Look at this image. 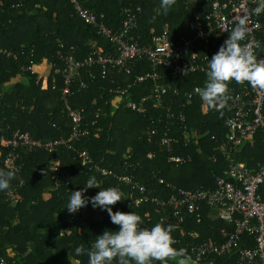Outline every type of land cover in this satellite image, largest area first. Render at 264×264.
Masks as SVG:
<instances>
[{"label":"trees","instance_id":"trees-1","mask_svg":"<svg viewBox=\"0 0 264 264\" xmlns=\"http://www.w3.org/2000/svg\"><path fill=\"white\" fill-rule=\"evenodd\" d=\"M81 1L114 31L123 28L126 8L137 13V34L142 42H147L166 26L174 32L187 33L190 22L210 9L216 0H176L167 13L160 6L161 0ZM259 43L264 50V32ZM98 47L113 49L97 28L75 14L70 0H0V171H3L0 178L6 179L8 173L7 147L2 136H12L17 131L43 140L70 135L73 122L63 98L66 86L63 56L73 54L83 59ZM44 64H52L47 88L43 87L44 77L39 71L33 73L29 69ZM98 70V66L93 70L97 74L95 79L91 77L93 71H83L81 79L89 87L78 91V79L68 99L72 108L85 109L90 134L74 145L75 150L60 148L54 154L39 149L21 152L22 171L15 172L10 188L0 192V257L14 264H64L70 257L71 264H87L86 255L74 254L75 247L83 245L90 249L105 230L119 229L106 211L94 209L91 204L75 214L64 209L71 192L82 191L90 177L97 179L101 189L119 188L124 199L112 206L113 211L140 215L143 227L150 229L157 223L170 226L172 236L181 240L188 239L182 238L183 232H197L199 241H220V229L230 227L218 220L208 206H203L202 221H198L197 214L192 215L176 228V219H163L167 215L159 211L157 203L137 205L130 186L114 176L103 177L93 164H85L79 154L87 151L94 164L131 175L152 192L151 196L164 200L173 192L170 185L190 190L216 188L218 176L228 167V161L218 154L216 147L229 136L225 120L230 112L206 110L199 95L189 98L185 94L193 92L197 85H204L206 74L181 77L161 69L164 78L160 82L171 84L165 107L155 108L150 100L145 104L146 112L140 113L124 108L115 90L133 84L138 74L150 72L149 62H140L132 73L115 69L103 77ZM16 78H26L28 83L18 80L6 90ZM153 85L152 79L136 83L131 96L141 102L152 93ZM176 89L181 93L176 94ZM181 104L189 132L203 134L188 143L180 120L170 123L166 120V107L172 105L179 111ZM168 127L170 135L176 138L174 154L184 157L180 164L169 161V152L160 145ZM153 130L156 134L151 133ZM215 155L216 162L212 159ZM53 158L61 161L56 172L51 170ZM234 158L254 169L264 165V136L256 135ZM99 190L88 189L86 195L94 196ZM58 231L64 234L58 235ZM174 246L182 249L184 244ZM214 264H237V257L231 254L217 258Z\"/></svg>","mask_w":264,"mask_h":264},{"label":"built area","instance_id":"built-area-1","mask_svg":"<svg viewBox=\"0 0 264 264\" xmlns=\"http://www.w3.org/2000/svg\"><path fill=\"white\" fill-rule=\"evenodd\" d=\"M70 2L75 14L86 24L97 28L98 33L110 41L113 49L106 51L103 47H98L91 55L83 59H77L73 54L63 56L66 64V69L63 71L66 80L63 98L73 122L72 132L68 137L63 136L53 140L36 139L19 131L12 136H2L7 147L5 158L7 172L22 171L21 152L39 149L54 154L60 148L75 150L74 145L90 134L89 123L85 120V109L72 108L68 101L74 93L73 86L78 79H80L78 91L89 87L88 82L81 79L82 72L85 70L93 71L98 66L100 75L106 77L111 70L115 69L132 73L134 66L148 61L152 69L150 72L138 74L133 84L115 90L124 108L143 113L146 112L145 104L150 100L155 108L165 107L171 84L163 85L160 82L164 78L160 72L161 69L181 77L206 74L208 59L218 52L231 30L241 19L246 20L249 28L248 37L242 43L251 47L258 60H264V50L259 43V36L264 32V14L257 16L254 11L258 0L213 1L210 9L204 10L190 22L187 33L182 30L174 32L166 26L163 32L153 36L147 42H142L137 34L138 15L132 10L128 8L124 10L123 28L114 31L100 21L97 13L85 6L81 0H70ZM29 69L37 73L34 67ZM91 77L92 79L97 77L96 71L91 73ZM147 79L154 81L152 93L143 97L141 102H137L131 96V89L136 83H142ZM206 81L204 85H197L193 92L186 91V96L194 98L198 95L196 89L204 87ZM44 88L47 87L44 86ZM229 89L233 97L229 101V106L217 109L230 112L225 120L229 136L216 147L218 154L228 161V167L218 176L217 186L214 189L190 190L170 185L173 192L169 198L165 200L156 198L151 196L152 192L135 181L131 175L118 174L111 169L94 164L92 155L87 151L79 153L83 162L93 164L96 171L103 177L114 176L120 182L130 186L134 191L132 200L137 205L144 202L157 203L160 206L159 211L167 215L163 219L166 221L176 219V228L192 215L197 214L198 221H202L200 211L203 206H208L218 220L230 226L220 229V241H199L200 235L192 231L183 232L182 238L188 239L174 238L176 243L184 244L182 249L191 255V264H214L217 258L231 254L236 255L237 264H264V165L261 164L254 169L246 163L237 162L234 158V155L256 135L264 136V90L254 89L246 82L237 84L235 81L230 82ZM175 92L181 93L179 89ZM204 108L208 110L205 104ZM166 109L168 123L177 119L182 123L187 143L192 138L203 135L198 131L192 134L191 131L189 132L182 104L179 111H175L172 105L167 106ZM170 131L171 128L168 127L163 133L160 145L169 152V161L180 164L184 161V157L174 154L176 138L170 135ZM151 133L156 134V131L153 130ZM212 159L214 162L218 161L216 155ZM60 164V160L53 158L51 170L58 171ZM0 173L3 174V171ZM21 182H23L22 179ZM12 193L13 191L10 192L11 195ZM17 201L14 199V202ZM172 262L177 264L176 261ZM0 264L14 263L0 257Z\"/></svg>","mask_w":264,"mask_h":264},{"label":"clouds","instance_id":"clouds-1","mask_svg":"<svg viewBox=\"0 0 264 264\" xmlns=\"http://www.w3.org/2000/svg\"><path fill=\"white\" fill-rule=\"evenodd\" d=\"M176 0H161L165 13ZM257 16L264 14V0H258L255 8ZM249 33L245 19H241L231 30L224 44L207 64V81L204 87L197 88L201 101L209 110L229 106L233 99L229 84L245 82L254 89L264 90V60H258L251 47L244 42ZM15 178V170H9L7 178H0V192L10 188V181ZM100 189L94 196H87L88 189ZM124 199V193L117 187L101 189L95 177H90L82 191L71 192L67 205L69 213L75 214L89 204L94 209L106 211L117 231L105 230L98 235L90 249L83 245L76 246L74 254L86 255L87 264H191L192 257L184 249H177L172 236V228L157 223L153 227H143L140 215L134 212L113 211L114 205ZM64 234V232H61Z\"/></svg>","mask_w":264,"mask_h":264},{"label":"rangeland","instance_id":"rangeland-1","mask_svg":"<svg viewBox=\"0 0 264 264\" xmlns=\"http://www.w3.org/2000/svg\"><path fill=\"white\" fill-rule=\"evenodd\" d=\"M191 1H192V0H191ZM36 70H38L39 73L41 74V76L44 77L43 87H44V86H45V87H48L47 80H48V76H49V74H50L51 67H50L48 64H44V65H42L41 67H38ZM20 79H21V78H18V79L16 78V79H14V80L11 82L12 86H13V84H14L16 81H18V80H20ZM12 86H7V87H6V90L12 88Z\"/></svg>","mask_w":264,"mask_h":264},{"label":"crops","instance_id":"crops-1","mask_svg":"<svg viewBox=\"0 0 264 264\" xmlns=\"http://www.w3.org/2000/svg\"><path fill=\"white\" fill-rule=\"evenodd\" d=\"M22 82L24 83H28V80L26 78H21L20 79ZM8 86H12V84L8 85ZM57 234L59 235L60 234V231L57 232ZM72 262V259L71 257L70 258H67L65 261H64V264H71Z\"/></svg>","mask_w":264,"mask_h":264}]
</instances>
